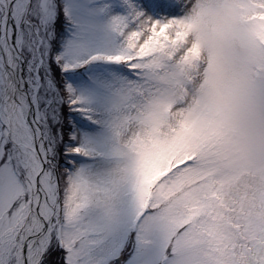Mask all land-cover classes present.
<instances>
[{
	"label": "snow or ice",
	"instance_id": "6c2138e0",
	"mask_svg": "<svg viewBox=\"0 0 264 264\" xmlns=\"http://www.w3.org/2000/svg\"><path fill=\"white\" fill-rule=\"evenodd\" d=\"M0 264H264V0H0Z\"/></svg>",
	"mask_w": 264,
	"mask_h": 264
}]
</instances>
